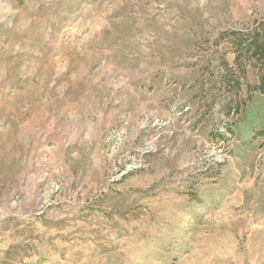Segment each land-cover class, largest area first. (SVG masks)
Segmentation results:
<instances>
[{"label":"rangeland","instance_id":"374dc122","mask_svg":"<svg viewBox=\"0 0 264 264\" xmlns=\"http://www.w3.org/2000/svg\"><path fill=\"white\" fill-rule=\"evenodd\" d=\"M259 21L264 0H0V264H264V94L220 87L216 45Z\"/></svg>","mask_w":264,"mask_h":264},{"label":"trees","instance_id":"16d2710c","mask_svg":"<svg viewBox=\"0 0 264 264\" xmlns=\"http://www.w3.org/2000/svg\"><path fill=\"white\" fill-rule=\"evenodd\" d=\"M223 42L230 44L234 58L232 63L227 62L222 57L220 59L222 71L220 87L225 88V92L229 91L237 96L242 85L245 84L248 94L253 92L264 94V21L256 22L251 28L244 31L235 30L229 33H220L216 45ZM249 72L256 75L257 81L253 84L247 80ZM249 100L250 96L243 102H239L238 98L229 99L226 103L225 117L239 114L241 108Z\"/></svg>","mask_w":264,"mask_h":264}]
</instances>
